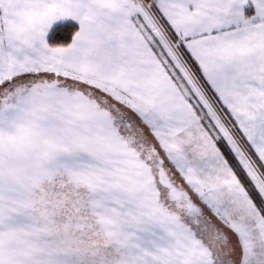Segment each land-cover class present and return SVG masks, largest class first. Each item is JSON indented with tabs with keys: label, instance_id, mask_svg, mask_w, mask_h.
<instances>
[{
	"label": "snow or ice",
	"instance_id": "obj_1",
	"mask_svg": "<svg viewBox=\"0 0 264 264\" xmlns=\"http://www.w3.org/2000/svg\"><path fill=\"white\" fill-rule=\"evenodd\" d=\"M0 264H264V0H0Z\"/></svg>",
	"mask_w": 264,
	"mask_h": 264
}]
</instances>
